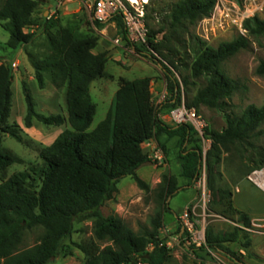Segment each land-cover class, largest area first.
<instances>
[{
  "label": "trees",
  "instance_id": "16d2710c",
  "mask_svg": "<svg viewBox=\"0 0 264 264\" xmlns=\"http://www.w3.org/2000/svg\"><path fill=\"white\" fill-rule=\"evenodd\" d=\"M214 4V0H176L165 9H154L152 13L157 17L165 13L160 31L166 34L156 42L158 31L151 30L147 43L181 75L189 93L186 106L199 113L202 109L216 111L224 120V128H207L205 133L212 142L205 160L207 184L212 192L209 211L217 207L221 214L237 217L243 228L215 233L208 227L207 246L240 261L228 245L248 238L244 227L251 226V219L235 208L232 190L223 184L222 166L236 160L239 173L246 176L264 165V148L257 144L263 135L264 104L235 112L231 101L246 87L226 75L222 66L253 42L260 43L264 19L245 20V35L212 47L194 35L190 27L208 16ZM39 5L40 0H0V26L8 32L6 47L12 52L32 45L36 34L26 33L25 29L34 26L33 16ZM114 20L121 28L123 41L128 42L123 20L119 16ZM43 21L47 51L43 55L27 52V56L41 89L47 79L57 89L66 88L68 118L39 113L24 85L25 126L30 128L35 121L46 126L68 122L70 128L40 150L39 164L7 177L11 166L24 161L12 152L2 151L3 137L9 135L20 143H24V137L17 124L9 123L14 69L11 62L0 65V264H49L65 248L64 242L73 235L76 221L92 223V239L75 244L85 256L84 264H168L172 257L160 238V230L170 212L169 199L179 190L192 187L201 173L200 145L188 147L201 140L190 125L169 126L162 121L161 108L152 101L151 78H120L106 118L90 131L96 115L91 85L105 76L108 52L94 53L100 38L93 31L90 35L80 33L75 23L63 25L56 18ZM136 50L143 53L144 49ZM164 68L170 94L162 108L172 109L182 102L180 86L172 70ZM256 73L264 76V61ZM162 137L177 139L180 177L185 185L181 186L177 177L165 175L155 190L156 207L149 226L136 232L121 217L105 216L102 208L115 197L124 178L131 177L140 189L148 190L137 175V170L150 161L143 146L155 140L167 153ZM33 230L40 233L36 243L29 246L26 239ZM206 251L201 249L195 254Z\"/></svg>",
  "mask_w": 264,
  "mask_h": 264
},
{
  "label": "rangeland",
  "instance_id": "374dc122",
  "mask_svg": "<svg viewBox=\"0 0 264 264\" xmlns=\"http://www.w3.org/2000/svg\"><path fill=\"white\" fill-rule=\"evenodd\" d=\"M56 0H40V5L38 7L37 12L33 16L34 27H35V39L30 46L29 49L32 53L36 55H43L47 51V42L45 38V34L43 32V18H48L50 16L51 9L50 7H54ZM171 1L176 0H152L149 4L148 8H145V21L149 32L151 30L158 31L156 42H160L163 40L166 31H160L162 29V18H164L165 13H163L160 17H157L155 13H152L154 9H165ZM234 1V0H231ZM238 2L237 0H235ZM241 11L245 12L247 10L246 3L244 0L240 1ZM254 11V10H252ZM47 13V14H46ZM249 13H252L249 11ZM254 15H250L249 17H259L264 19V6H262L261 10L254 11ZM148 16V18H147ZM56 19H58L63 25L75 23L77 28L79 27L80 33H85L87 35L92 34V29L90 27L88 13L85 10L79 9L78 3H71L65 6L58 14ZM198 24L190 27V31L199 37L198 34ZM97 35L100 40L99 44L96 48L98 52H111V48L113 44L111 40L116 37H122L121 28L115 24H108L105 26V37L94 33ZM246 31L238 27L234 29H229L223 32H220L215 37H210L209 41H206L209 46L217 47L222 42L231 41L239 35H245ZM8 32H6L0 26V59L3 58H11L14 53L6 47V41L8 40ZM123 40V39H122ZM205 41V40H203ZM158 54V53H157ZM110 60L106 65V73L114 80H108L109 90L108 92L100 97L98 96V92L95 93L92 88V97L93 101L96 104L97 111L94 117L93 123L90 127V131L94 130L100 122H102L109 109L113 105L114 101V90L118 88L119 79L126 78L128 80H135L140 77H144V74L140 71L132 70L129 64H124L123 61L128 57L136 58L137 60H146L149 61L154 66L158 67L163 74L166 76V70L164 65L172 70L174 73V78L177 79L179 83V92L181 93L182 101H186L185 97L189 95L187 94L185 86L182 81V77L179 73H177L172 67L168 65V63L163 59V57L158 54V57L154 58H146V57H136L134 55H123L121 51L118 52V55L115 56L116 60H114V54L110 55ZM264 61V37L260 40V43L253 42L251 46L236 56L232 57L228 61H226L222 69L226 75L230 78L240 80L244 85L245 89L239 91L232 99L231 103L234 105L235 112H241L249 105L261 106L264 104V76H260L256 73V69L259 64ZM31 66V65H30ZM32 69V67H31ZM146 76H154L157 74L155 70L152 68L147 69ZM167 78V76H166ZM103 81V80H99ZM168 82V79H167ZM99 83V82H98ZM24 85L26 83H19L17 81L16 76L14 79L13 86V96H14V106L17 107V102L24 98ZM98 85V84H97ZM54 86L51 84L49 79L46 81L45 88L41 89L37 81L28 82V89L32 94L37 110L40 112H44L46 109H51L54 107V100L50 98L48 95L53 90ZM63 91V96L61 97L60 103H66V91L64 88L57 89ZM168 97V96H167ZM24 100V99H23ZM112 100V103L109 102ZM155 107H159L157 103L154 104ZM49 112V111H45ZM48 116V113H43ZM206 120L207 126L204 130V133L200 135L197 133V137L201 140L200 143L189 144V148H194L200 145L203 154V165L201 166V173L199 174L197 180L193 184L192 187H196L198 190V196H200L199 189L197 186V182L199 178L205 172L206 174V154L210 150L212 142L209 140L205 133L206 129L210 128L212 130H221L225 127L224 120L222 116L212 110L202 109L200 113ZM14 124V123H13ZM16 124V123H15ZM35 126L31 129L25 126V122L23 121V128H21L18 124V127L21 129L24 143L18 142L16 139L11 136H6L3 139L2 143V151L12 152L14 155L19 158L25 159L22 164H14L7 171V177L11 176L14 173L22 172L27 169L29 166L33 164H39V152L41 150V145L33 142V139L30 135L35 137H39L42 143L49 145L55 138L56 134L54 130L52 133L45 134V131L49 126L39 124L37 121L34 122ZM29 130V135L25 136L24 130ZM263 131V135L260 136L257 144L264 148V124L261 127ZM33 131V132H31ZM31 133V134H30ZM39 145V146H38ZM173 147V156H175L176 161L173 165L171 163H167L168 158L172 155V149L168 150L166 153L158 144H151L144 147L145 153L149 155V151L152 150V154H150V161L153 166H155L156 170L159 172L164 168L167 164V168L165 169L162 177L159 179L160 183L163 180L165 175L175 176L179 180V184L181 186L185 185V181L181 183V166L180 162L177 158V148L175 144H172ZM159 152L161 154L162 159L155 158V154ZM179 152V151H178ZM148 162V163H149ZM264 168V165L261 167ZM180 170V171H179ZM222 172L224 174L223 184H227L232 190L234 206L237 210L247 214L251 219V226L244 227L245 235L248 238H242L236 244H229V248L237 254L240 261L233 259L232 257L227 256L225 253L210 249V252L207 250L206 252H200L199 254H195V252L188 251L182 244L173 242L176 239L180 231V221L179 216L189 204L183 210H181V202H179V198L177 196L173 197V201L170 207V201H168V207L170 212L165 215L164 225L160 230V238L165 241V243H171L170 246V254L171 261L168 264H264V192L255 187L248 180V175L243 176L242 173L238 171V164L236 160H229L225 162L222 166ZM207 177V176H206ZM183 180V179H182ZM146 183V182H145ZM159 184H147L148 190H143L138 187L135 180L131 177L124 178L120 181L118 185V192L115 197L108 201L106 205L103 207L105 212H112L118 214L120 211L122 212L123 220L136 232L141 230L142 227L149 226L150 217L153 215L155 211V190L159 187ZM206 188L208 193L210 194V202L212 199V192L209 189L208 184H206ZM121 190L123 192L126 191L130 196L127 199H122L119 197L121 194ZM209 204L207 208V214L211 213L214 217H208L207 223L208 227L212 229L213 232L218 233L221 231L229 232L235 227H242V224L237 223V217H229L227 215L221 214L219 208L216 207L215 210L209 211ZM174 209V213L172 212ZM119 211L116 213V211ZM177 216H174V215ZM173 223L174 228H170L169 224ZM173 226V225H172ZM39 230H33L27 235V245L33 246L36 243V239L39 235ZM92 239V223L90 221H76L74 233L71 238L65 240V248L62 250L60 255L50 262L49 264H84L85 256L84 254L75 246V244L86 243ZM247 246H244L247 244Z\"/></svg>",
  "mask_w": 264,
  "mask_h": 264
},
{
  "label": "built area",
  "instance_id": "2783aa9c",
  "mask_svg": "<svg viewBox=\"0 0 264 264\" xmlns=\"http://www.w3.org/2000/svg\"><path fill=\"white\" fill-rule=\"evenodd\" d=\"M152 0H56L54 7L48 18H56L57 14L68 4L78 3L79 9L88 13L89 24L94 33L105 37V26L108 24H117L114 20L119 16L125 25L128 42H124L121 37L111 40L114 49L123 55H134L136 57L150 58L158 57V54L148 46L147 40L149 30L145 21V8ZM214 8L211 13L202 18L198 24L199 38L209 41L210 37L217 36L218 33L234 29L243 28L245 20L252 18L254 11L261 10L264 6V0H244L247 6L245 12L241 11L240 3L231 0H214ZM242 1V0H241ZM254 10V11H252ZM252 12V13H249ZM255 17V16H253ZM102 26V27H100ZM244 29V28H243ZM32 27L25 29V32L31 31ZM136 47L143 48V53H139ZM165 96L158 105H162L166 100ZM169 126L190 125L197 133L202 135L207 126L205 118L195 109L187 107L182 101L180 105L170 109L168 114L162 120ZM150 142V141H149ZM148 143V142H147ZM155 158L162 159L161 154L157 152ZM248 180L259 190L264 192V168L253 170L248 175ZM207 177L205 172L199 178L197 186L200 196L189 204L180 214V231L176 236L174 243L182 244L188 251L196 252L206 249L207 246V218L214 217L211 213L207 214L210 194L206 188ZM172 242L165 243L169 249Z\"/></svg>",
  "mask_w": 264,
  "mask_h": 264
},
{
  "label": "crops",
  "instance_id": "0c3cea01",
  "mask_svg": "<svg viewBox=\"0 0 264 264\" xmlns=\"http://www.w3.org/2000/svg\"><path fill=\"white\" fill-rule=\"evenodd\" d=\"M34 30H35V27L32 26V30L31 31L34 32ZM30 46L21 47L16 52H13L14 55L11 58H9V59H7V58L0 59V65L2 63H5V62H11L12 63V66H13V69H14V78H13V82H12V93H14L13 92V86H14L15 76H16L17 81H19V83H21V84L26 83L27 87H28V82L35 81L34 70H33V68L31 69L32 66H30L31 64H30L29 58L27 56V52H31L29 50L31 48ZM94 53L98 54V53H101V52H98L97 50H95ZM110 53H112V55L114 54V60H116L115 56L118 55V52L114 49V47L111 48V52ZM107 55H108V53H107ZM123 62H124V64H129L131 66L132 70L140 71L141 73H143L144 77H140V78H151L152 79V82H151V94H152V101H153L154 104H156V103L158 104L160 101H162V99L165 96L169 97L170 93H169V89H168L167 78H166V76L163 74V72L158 67L154 66L149 61L137 60L136 58H133V57H128ZM150 68L155 70L157 72V74L154 75V76H146L147 75L146 71H147V69H150ZM108 76L109 75H107L106 68H105V76H103L102 78H100V79H98V80H96L95 82L92 83V85H91V96L93 95L92 94L93 93L92 92V88H93V91L95 93L98 92V96H100V97L102 96V94L105 95L108 92V90H109L108 80H114V78L111 79V77H108ZM140 78H137V79H140ZM99 80H103V81H99ZM64 89L66 91V88H64ZM118 89H119V81H118L117 90H114V92H113L114 93V97H115V94L118 91ZM48 96L54 100V102H55L54 107H52L51 109L48 108V109L45 110V111H49V112H45V111L44 112H41V111L39 112L38 110L37 111L39 113H41V114L48 113L49 114L48 116H50V115H62L63 117L68 118L67 107H66L65 101L63 102V104L60 103L61 97L63 96V91L62 90H57V88L54 87L53 90L50 92V94ZM13 98H14V96H12V108H11V116H10L9 123L10 124L16 123L21 128H23L22 124H23V121L25 122V118H26V115H27V104H26V101H25V97L20 99L17 102V107L14 106V99ZM92 99H93V97H92ZM109 102L112 103V100H110ZM163 104L159 106V108H161L160 118L162 120L165 118V116L170 111V109H163L162 108ZM36 109H37V107H36ZM96 111H97V107H96ZM106 116H107V114H106ZM39 124H41V123H39ZM34 126H35V124L33 123L32 127H34ZM32 127H30L29 129H31ZM69 128H70V125H69L68 122L63 124V125H61V126H49L47 128V130L45 131V134L52 133V130H54V132L56 134L54 140L49 145H51L62 132H64L66 129H69ZM29 132L30 131L28 129L24 130L25 136L29 135ZM31 132H33V131H31ZM6 136H8V135H6ZM6 136H4L3 139ZM30 136L33 139V142L41 145V149L49 146V145H46L45 143H42L43 141H41V139H39V137L37 138V137H35L33 135H30ZM162 142L165 143L166 146H167V153H168V150L170 148L172 149L171 150L172 151V155L168 158L169 161H167V163H171L170 165H173L175 163V161H176V158H175V156H173L174 155L173 154L174 150H173L172 144L176 145L177 139L168 140L166 137H162ZM146 144L147 145H151V144L155 145V144H158V143H157V141L152 140V141H150V142H148ZM146 144L143 146V148L146 146ZM150 154H152V150L149 151V155ZM177 158H178V149H177ZM21 159L25 161V159H23V158H21ZM166 168H167V164L164 166V168H162L161 171L158 172L156 170L155 166H153L152 163L149 162V163L144 164L143 166H141L137 170V175L139 176V178L141 180H143L147 184H151V185L155 184V185H157V184L160 183L159 179L162 177V175H163V173H164ZM182 182H184V179L183 180L181 179V183ZM129 196L130 195L128 193H126V191L123 192V190H121V194H120L119 197L121 198V200L122 199L124 200V199L129 198ZM175 196H177V198H179V202L182 203L181 204V210H183L189 203H191L192 201H194L197 198L198 190L196 189V187H185V189L179 190L178 193ZM172 201H173V198L170 201V207H171ZM171 209L173 210L172 212L174 213L175 212L174 209L173 208H171ZM102 212H103V214L105 216L114 215V216H119L122 219L124 218V217H122V212L123 211L119 212L117 210L116 213H118V212L119 213L115 214V213H112V212H105L104 208H102ZM174 216H177V215L175 214ZM169 227L170 228H174L175 226H174L173 223H171V224H169Z\"/></svg>",
  "mask_w": 264,
  "mask_h": 264
},
{
  "label": "water",
  "instance_id": "95a60500",
  "mask_svg": "<svg viewBox=\"0 0 264 264\" xmlns=\"http://www.w3.org/2000/svg\"><path fill=\"white\" fill-rule=\"evenodd\" d=\"M110 55H112V53H108V55H107V56L109 57Z\"/></svg>",
  "mask_w": 264,
  "mask_h": 264
}]
</instances>
